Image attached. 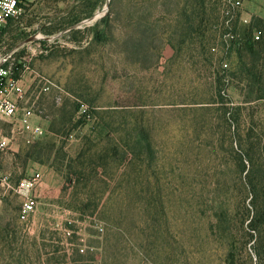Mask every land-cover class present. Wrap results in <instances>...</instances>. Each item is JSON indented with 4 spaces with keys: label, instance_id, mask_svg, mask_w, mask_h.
Masks as SVG:
<instances>
[{
    "label": "rangeland",
    "instance_id": "374dc122",
    "mask_svg": "<svg viewBox=\"0 0 264 264\" xmlns=\"http://www.w3.org/2000/svg\"><path fill=\"white\" fill-rule=\"evenodd\" d=\"M186 1L32 0L7 28L5 44H24L32 72L55 87L25 77L47 134L14 145L0 167L43 180L25 223L19 196L0 200V264H226L216 216L235 204L222 173L233 164L228 128L264 132L250 88L264 82V48L241 50L251 33L237 24L241 45L225 49L217 4L205 0L203 19L189 21ZM243 13L264 21V0H246ZM81 106L98 121L79 118ZM139 131L149 163L123 156L121 141Z\"/></svg>",
    "mask_w": 264,
    "mask_h": 264
},
{
    "label": "built area",
    "instance_id": "2783aa9c",
    "mask_svg": "<svg viewBox=\"0 0 264 264\" xmlns=\"http://www.w3.org/2000/svg\"><path fill=\"white\" fill-rule=\"evenodd\" d=\"M32 0H0V165L4 157L8 156L16 144L32 147L45 139L47 130L40 120H43V110L35 108V102L26 99L25 77L32 74V54L20 55L24 48L21 46L8 47L5 44L7 28L18 22L23 14V7ZM215 2L217 11V30L222 35V42L229 48L239 36L233 29L237 24L248 26L251 18L244 14L246 0H208ZM261 33H253L255 40H259ZM37 39V38H36ZM30 42H28L29 44ZM27 44V43H25ZM27 44V45H28ZM29 51V50H27ZM227 68V65H223ZM33 80L41 85L44 93H49L55 87L48 79L39 73L33 74ZM62 93H57L54 101L62 102ZM79 118L93 122L96 117L92 115L87 106L78 110ZM43 180L42 173L33 172L25 178L15 179L12 173L3 171L0 167V200L9 195L21 198L19 220L23 223L31 217L37 207V197L33 195Z\"/></svg>",
    "mask_w": 264,
    "mask_h": 264
},
{
    "label": "trees",
    "instance_id": "16d2710c",
    "mask_svg": "<svg viewBox=\"0 0 264 264\" xmlns=\"http://www.w3.org/2000/svg\"><path fill=\"white\" fill-rule=\"evenodd\" d=\"M186 3L191 6L189 15H187L188 20L192 21L195 18L202 20L206 1L187 0ZM260 25L264 27V21L252 18L251 23L244 26L250 31L251 39H246L240 49L253 56L256 55V46H258V49L264 48V44L260 42L261 36L259 40H255L253 37V33L256 30L258 31L257 28L261 29ZM236 27L233 29L235 32H237ZM241 41L239 35L238 40L233 45H241ZM250 86L251 90L258 94L257 100L264 101V82L261 79H255ZM238 117L239 115L237 117L233 116V118ZM97 119L98 117L94 122H97ZM228 130L232 139L230 146L233 164L224 167L222 173L225 184L229 185L234 192L235 204H228V206L233 205L232 214H217V232L227 239L226 264H238L237 257L244 259L240 264H264V132L257 133L253 130H247L241 134L238 125L233 128L229 125ZM136 135L138 136L137 139L124 138L125 140H131L134 143L133 145L121 141V144H123L122 149L124 147L123 156L130 153L134 158L144 157V160H147L148 163L151 162L150 160L153 161L154 153L146 135L141 131ZM112 149L113 155L118 156V148L115 149L114 147ZM109 159L110 156H108Z\"/></svg>",
    "mask_w": 264,
    "mask_h": 264
},
{
    "label": "crops",
    "instance_id": "0c3cea01",
    "mask_svg": "<svg viewBox=\"0 0 264 264\" xmlns=\"http://www.w3.org/2000/svg\"><path fill=\"white\" fill-rule=\"evenodd\" d=\"M99 18V15L93 13L92 16L90 17L91 20L96 21Z\"/></svg>",
    "mask_w": 264,
    "mask_h": 264
}]
</instances>
